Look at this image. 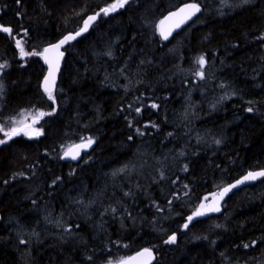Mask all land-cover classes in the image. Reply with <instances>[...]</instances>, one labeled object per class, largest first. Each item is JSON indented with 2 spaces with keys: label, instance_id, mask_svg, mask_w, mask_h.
<instances>
[{
  "label": "trees",
  "instance_id": "16d2710c",
  "mask_svg": "<svg viewBox=\"0 0 264 264\" xmlns=\"http://www.w3.org/2000/svg\"><path fill=\"white\" fill-rule=\"evenodd\" d=\"M114 1L0 0L12 30L0 31V126L48 112L34 137L0 131V264H115L144 248L152 264H264V177L194 215L264 169V0H128L101 14ZM188 1L199 15L161 40L158 20ZM96 12L49 99L41 55L20 57L17 40L42 53ZM82 140L94 145L81 161H62Z\"/></svg>",
  "mask_w": 264,
  "mask_h": 264
},
{
  "label": "water",
  "instance_id": "95a60500",
  "mask_svg": "<svg viewBox=\"0 0 264 264\" xmlns=\"http://www.w3.org/2000/svg\"><path fill=\"white\" fill-rule=\"evenodd\" d=\"M191 3H196L194 1H188V2H185V3H182L180 5H178L177 7H175L174 9L172 10H169L168 12H166L157 22L156 24V30H157V33L159 35V37L161 38V40L163 41H168L170 40L176 33H178L179 31H181L184 27H186L187 25H189L198 15L199 13L201 12L202 10V7L201 5H199V8H200V11L196 12L195 15H192L191 18L189 19H186L184 20L183 23H181L179 25V27H175V24L185 15V14H180L179 16L177 17H171L169 20L166 21L165 25H164V28L165 29H171V32H170V35H168V38L167 39H164L162 36H161V25H160V22L162 20H165L166 17H169L171 13H174V12H179V9L183 8L186 4H191ZM97 13L99 12H96V13H93V14H89L87 15L83 22H82V25L81 27L76 31V32H70V33H67L65 35H63L60 39H58L56 42L52 43V44H49L47 45L46 47L43 48L42 50V53L44 51L45 48H50L52 45H56L58 44L61 40H63L66 36H74L75 38L74 39H70L68 40L65 44H63L59 50H55L53 49L52 51H50L49 53H47L46 55L48 56L49 60L52 62V65H53V68L55 69L54 71V79L50 78V84L49 86L50 87H54V85L56 84L57 82V78H58V74H59V71H60V68H61V64H62V60L65 56V51H64V47L71 43L72 41L76 40V38L79 36H76V33L77 32H81V29L84 28V21L88 19L89 16H96V19L98 18L99 15H97ZM95 19V20H96ZM95 20H92L89 22V25H88V28L86 31H83L81 32V34L83 33H86L91 24L95 21ZM80 34V35H81ZM59 53H63L62 56L59 55ZM41 61L43 63V65L46 67V73H45V77L49 75V64L45 62V59H44V56L41 55ZM45 77L43 79V82H42V85L44 86V81H45ZM88 141L89 140H82V141H78V142H75L73 144H71L70 146H68L61 154V160L64 161V162H70V163H78L81 161L82 159V156L89 152L93 145H94V142L92 141L91 144H88ZM76 145H83L82 147H79V148H76L74 146ZM73 156H75V158H73ZM261 171H264V169H259V170H253V171H248L246 172L245 174H243L242 176H240L239 178H237L236 180L224 185L223 187H221L217 193L215 195H213L205 205H203V208L200 207L197 211H201L203 212L202 215H199L197 216L198 218H209L211 216H214V215H218L222 212V206L224 204V202L226 201V199L231 196L234 192L242 189L243 187H246L248 185H251L255 182H257L259 179L263 178L264 176H258L256 179L254 180H247V181H244L243 183H240V184H237V181H240L243 179V177H245L249 172H261ZM231 185H236V187H233V188H230V190L221 198L219 197V193H221L225 188H229ZM213 206H216L219 208V211H209L208 209L210 207H213ZM196 211V212H197ZM144 249H149L151 251V256H149L148 254H144L143 256H138L137 254L142 252ZM144 249H141L137 252H135L134 254L116 262L115 264H119V262L121 261H127L128 264H152L153 261H154V252L152 251V249L150 248H144ZM130 257H135V259L133 260H129Z\"/></svg>",
  "mask_w": 264,
  "mask_h": 264
},
{
  "label": "snow or ice",
  "instance_id": "6c2138e0",
  "mask_svg": "<svg viewBox=\"0 0 264 264\" xmlns=\"http://www.w3.org/2000/svg\"><path fill=\"white\" fill-rule=\"evenodd\" d=\"M128 0H117V3L110 5L108 8L102 9L101 11L107 15L110 11H115L117 7H123L125 3H127ZM17 3H20V0H17ZM200 11L199 5L196 3H191V4H186L183 8L179 9V12H174L171 13L169 17H166L165 20H162L160 22L161 25V36L164 39L168 38V35H170L171 29H165L164 25L166 23L167 20H169L171 17H177L180 14H185L176 24L175 27H179V25L181 23L184 22V20L191 18L192 15H195L196 12ZM97 15H99V13H97ZM96 16H89L87 20L84 21V28L81 29V32L86 31L89 25V22L92 20H95ZM0 31H3L5 33H9L11 34L12 30L8 27H4V26H0ZM81 32H77L76 36L80 35ZM74 36H66L63 40H61L58 44L56 45H52L50 48H45L43 53H25L23 50V47L20 44V41L17 40V46L20 47L21 50V54L22 55H43L45 62L49 64V75L45 77V81H44V91L48 94V98L52 99V91L51 88L49 86L50 84V78L54 79V71L55 69L53 68L52 62L49 60L48 56L46 55L47 53H49L50 51H52L53 49L55 50H59V48L65 44L68 40L70 39H74ZM262 39H264V37H262ZM60 56L63 55V53H59ZM197 62L201 65V67H203L204 63H205V59L203 56L199 57ZM5 67V65H0V68ZM0 89H2V85H0ZM153 107H156V105H153ZM137 111H139V109H137ZM249 111H251V109H249ZM40 116H43L44 113H39ZM22 129H17V128H12L10 129V134L11 135H16L18 134L19 131H21ZM0 131H3V128H0ZM139 131V130H137ZM5 135H9V133H5ZM36 135H39V132H36ZM0 143H4V141H0ZM92 141L89 140L88 144H91ZM83 145H76L74 147L79 148L82 147ZM73 158H75V156H73ZM121 171H123V169H121ZM258 176H264V171L261 172H249L245 177H243L242 180L237 181V184L243 183L244 181L247 180H254L256 179ZM236 187V185H231L229 188H225L221 193H219V197H223L229 190L230 188ZM203 208V205L201 206ZM209 211H219V208L216 206L210 207L208 209ZM203 212L201 211H197L194 213L195 216H199L202 215ZM189 220L192 219V217L188 218ZM185 227H187V224L185 225ZM176 237L173 235L171 237H169V240L166 241V243H173L175 242ZM244 247H248L247 244L244 245ZM144 254H148L149 256H151V251L149 249H144L142 252L138 253V256H143ZM135 259V257H130L129 260H133ZM119 264H128L127 261H121L119 262Z\"/></svg>",
  "mask_w": 264,
  "mask_h": 264
},
{
  "label": "rangeland",
  "instance_id": "374dc122",
  "mask_svg": "<svg viewBox=\"0 0 264 264\" xmlns=\"http://www.w3.org/2000/svg\"><path fill=\"white\" fill-rule=\"evenodd\" d=\"M115 3H117V0L110 3L109 5L105 6L103 9L108 8L110 5L115 4ZM118 8H120V7H117L116 9H118ZM111 12H113V11H110L109 13H111ZM101 14H104V13L101 11ZM18 51H19V56L22 58L29 56V55H22L20 47H18ZM24 52L27 53L25 50H24ZM39 113H44V115L40 116ZM47 114H48V112L43 111L41 109H23V110L19 111L15 116L11 117L8 120V124H5L4 126H0V128H3V131H1V132L4 136V140H7V139H9L13 136H16V135H23L25 137L36 136L37 131L40 133V128L38 127V123ZM14 127L17 129H22V130L19 131L18 134H16V135H11L10 129H12ZM5 133H9V135H5Z\"/></svg>",
  "mask_w": 264,
  "mask_h": 264
}]
</instances>
